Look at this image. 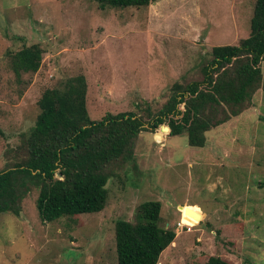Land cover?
<instances>
[{
    "label": "rangeland",
    "instance_id": "obj_1",
    "mask_svg": "<svg viewBox=\"0 0 264 264\" xmlns=\"http://www.w3.org/2000/svg\"><path fill=\"white\" fill-rule=\"evenodd\" d=\"M255 4L160 0L101 10L96 0H0V170L5 152L35 124L45 90L82 74L92 120L144 115L148 105L158 111L175 83L203 79L213 47L250 36ZM34 44L44 49L42 66L21 83L6 53ZM162 126L141 133L136 161L109 181L102 212L44 224L34 189L20 216L1 214L0 264H118L116 222H136L149 201L161 202V225L176 232L159 264H206L218 254L232 264H264V91L208 131L204 148L190 147L186 134L157 135Z\"/></svg>",
    "mask_w": 264,
    "mask_h": 264
},
{
    "label": "trees",
    "instance_id": "obj_2",
    "mask_svg": "<svg viewBox=\"0 0 264 264\" xmlns=\"http://www.w3.org/2000/svg\"><path fill=\"white\" fill-rule=\"evenodd\" d=\"M157 1L96 0L101 10L145 8ZM6 55L16 79L25 83L24 75L39 72L44 49L34 44ZM210 57L201 81L175 83L164 106L154 111L148 105L144 115L107 113L101 120H92L87 108L88 81L82 74L45 90L35 124L5 152L0 215L20 216L23 201L34 189L44 224L102 212L109 198V181L118 177V169L136 161L141 133L155 132L161 125L165 126L157 135L186 134L190 147L204 148L208 131L244 113L256 92L264 91V0H256L250 36L238 45L213 47ZM161 210V202H145L137 210L136 222H116L118 264H159L176 238L174 230L161 225ZM206 264L232 263L218 254Z\"/></svg>",
    "mask_w": 264,
    "mask_h": 264
},
{
    "label": "built area",
    "instance_id": "obj_3",
    "mask_svg": "<svg viewBox=\"0 0 264 264\" xmlns=\"http://www.w3.org/2000/svg\"><path fill=\"white\" fill-rule=\"evenodd\" d=\"M178 227L183 229V230L187 229V231H192L194 229L193 227H191L189 225H182L181 221L178 223Z\"/></svg>",
    "mask_w": 264,
    "mask_h": 264
},
{
    "label": "water",
    "instance_id": "obj_4",
    "mask_svg": "<svg viewBox=\"0 0 264 264\" xmlns=\"http://www.w3.org/2000/svg\"><path fill=\"white\" fill-rule=\"evenodd\" d=\"M58 177H62V175H61V174H58ZM186 211H187V213H188V212H189V213H190V212L193 213L189 208H187Z\"/></svg>",
    "mask_w": 264,
    "mask_h": 264
},
{
    "label": "bare ground",
    "instance_id": "obj_5",
    "mask_svg": "<svg viewBox=\"0 0 264 264\" xmlns=\"http://www.w3.org/2000/svg\"><path fill=\"white\" fill-rule=\"evenodd\" d=\"M182 225H185V224L182 223Z\"/></svg>",
    "mask_w": 264,
    "mask_h": 264
}]
</instances>
